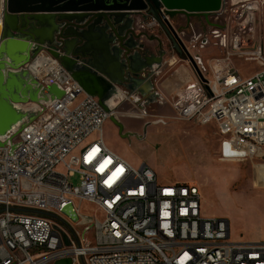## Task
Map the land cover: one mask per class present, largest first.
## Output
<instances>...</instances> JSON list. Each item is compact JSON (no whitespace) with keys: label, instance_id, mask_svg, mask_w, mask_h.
I'll list each match as a JSON object with an SVG mask.
<instances>
[{"label":"built area","instance_id":"built-area-1","mask_svg":"<svg viewBox=\"0 0 264 264\" xmlns=\"http://www.w3.org/2000/svg\"><path fill=\"white\" fill-rule=\"evenodd\" d=\"M160 10L162 22L151 14L140 28L166 35L164 23L180 38L177 15ZM179 14L186 28L204 30L186 44L180 38L182 54L169 41L164 65L192 71L174 93L176 119L216 125L223 161L264 160V0H224L217 12ZM213 48L220 54L208 53ZM239 62L260 67L243 70ZM29 69L67 94L23 128L16 148L0 146V264H264L263 241L233 240L228 219L203 214L197 184L163 182L148 163L136 166L111 150L104 136L110 114L57 58L43 51ZM83 202L104 218L83 217L79 231L65 212L74 205L80 213Z\"/></svg>","mask_w":264,"mask_h":264},{"label":"water","instance_id":"water-1","mask_svg":"<svg viewBox=\"0 0 264 264\" xmlns=\"http://www.w3.org/2000/svg\"><path fill=\"white\" fill-rule=\"evenodd\" d=\"M223 3L224 0H0V146L16 148L14 139L23 128L67 94L57 84L44 85L30 71V63L43 51L57 58L89 95L97 97L123 131L124 123L116 116L112 101L124 98L123 89L127 88L142 108L139 94L155 102L160 97L155 79L167 55L162 38L138 28L137 17L147 20L153 14L161 21L162 7L172 17L179 13L208 14L219 11ZM163 27L168 40L182 54L185 46L172 26L174 33L164 23ZM147 42H158L159 51L150 53ZM24 211L54 216L41 210ZM55 264H72V260Z\"/></svg>","mask_w":264,"mask_h":264},{"label":"rangeland","instance_id":"rangeland-1","mask_svg":"<svg viewBox=\"0 0 264 264\" xmlns=\"http://www.w3.org/2000/svg\"><path fill=\"white\" fill-rule=\"evenodd\" d=\"M174 24L185 44L204 30L198 24L186 28L187 17L183 14L175 17ZM157 33L158 37H167L162 31ZM164 40L166 50H170L168 38ZM212 50L213 54H220L218 49ZM238 66L243 70L260 67L257 63L245 62H239ZM177 68L164 65L156 76L160 97L150 106L142 108L126 92L122 101H113L124 130L109 119L104 126L105 141L111 150L134 165L148 163L154 167L163 182L197 184L202 191L203 214L228 219L233 240L264 242V160L223 161L216 125L200 126L176 119L172 107L174 92L168 89L178 76ZM140 103L143 102L140 100ZM73 181L79 185L80 177ZM79 206L81 214L72 211L74 205L65 212L79 231L85 228L80 225L83 217L104 218L94 204L83 202ZM92 225L89 224L87 236L94 240L96 228Z\"/></svg>","mask_w":264,"mask_h":264},{"label":"crops","instance_id":"crops-1","mask_svg":"<svg viewBox=\"0 0 264 264\" xmlns=\"http://www.w3.org/2000/svg\"><path fill=\"white\" fill-rule=\"evenodd\" d=\"M144 21L143 19V16H138L137 17V27L140 28L141 26V23ZM151 36H157L158 37V33L157 35H154V34H151ZM161 36V35H160ZM164 36H161L160 38H162L163 41H165L164 39H167V37H164ZM148 43V47L150 49V53L151 52H158L159 51V43L158 42H147ZM155 49H158V50H155ZM213 52L211 49L208 51V53H211ZM247 65V64H245ZM259 68V67H257ZM256 69V68H254ZM178 73V76L173 79V85H172V88L168 89V90H171V92H174L176 91V89L183 83V81L185 80V78L187 79V77L189 76H192V71L190 70V68L186 67V69H180L179 71H177ZM172 79V78H171ZM123 89V88H122ZM123 91H125L123 89ZM159 92V91H158ZM32 106V104H30Z\"/></svg>","mask_w":264,"mask_h":264},{"label":"flooded vegetation","instance_id":"flooded-vegetation-1","mask_svg":"<svg viewBox=\"0 0 264 264\" xmlns=\"http://www.w3.org/2000/svg\"><path fill=\"white\" fill-rule=\"evenodd\" d=\"M124 92L129 93L127 88H124ZM139 99L144 103V106L148 107L150 106L152 103H154L153 101H148V99H146V97H144L142 94H139ZM120 101H122V98H120ZM113 103V102H112Z\"/></svg>","mask_w":264,"mask_h":264},{"label":"bare ground","instance_id":"bare-ground-1","mask_svg":"<svg viewBox=\"0 0 264 264\" xmlns=\"http://www.w3.org/2000/svg\"><path fill=\"white\" fill-rule=\"evenodd\" d=\"M45 61L44 58L38 59V61L34 64V67L38 66L39 64H42ZM113 102V101H112Z\"/></svg>","mask_w":264,"mask_h":264},{"label":"snow or ice","instance_id":"snow-or-ice-1","mask_svg":"<svg viewBox=\"0 0 264 264\" xmlns=\"http://www.w3.org/2000/svg\"><path fill=\"white\" fill-rule=\"evenodd\" d=\"M118 171H121V170H118Z\"/></svg>","mask_w":264,"mask_h":264},{"label":"trees","instance_id":"trees-1","mask_svg":"<svg viewBox=\"0 0 264 264\" xmlns=\"http://www.w3.org/2000/svg\"><path fill=\"white\" fill-rule=\"evenodd\" d=\"M165 34V33H164ZM165 37V36H164Z\"/></svg>","mask_w":264,"mask_h":264}]
</instances>
